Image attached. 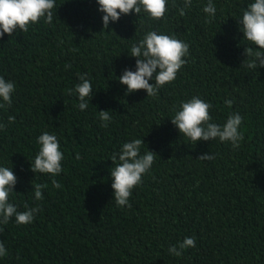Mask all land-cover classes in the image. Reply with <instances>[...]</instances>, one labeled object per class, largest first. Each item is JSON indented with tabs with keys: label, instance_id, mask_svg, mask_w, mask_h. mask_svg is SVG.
<instances>
[{
	"label": "trees",
	"instance_id": "trees-1",
	"mask_svg": "<svg viewBox=\"0 0 264 264\" xmlns=\"http://www.w3.org/2000/svg\"><path fill=\"white\" fill-rule=\"evenodd\" d=\"M212 2L211 23L207 0H192L184 16L168 0L162 19L130 13L105 30L96 0H55L51 24L41 19L0 38V77L16 86L11 106L0 108V123L8 125L0 130V166L17 177L9 203L18 211L25 204L41 209L28 225L15 217L0 225L8 253L0 264H264V68L241 67L245 48L255 45L239 30L254 0ZM149 30L189 45L186 64L156 97L129 94L118 82L123 70L135 71L131 45ZM81 74L93 88L84 111L68 94ZM193 96L211 103V122L223 124L233 112L243 117L238 148L180 135L170 121L173 108ZM99 111H110L107 128ZM43 132L54 133L63 152L55 177L30 170ZM137 138L144 139L142 154L157 156L133 189L131 207H117L111 157ZM208 152L216 158L196 160ZM33 182L47 185L40 201ZM192 236L194 248L169 254Z\"/></svg>",
	"mask_w": 264,
	"mask_h": 264
},
{
	"label": "clouds",
	"instance_id": "clouds-1",
	"mask_svg": "<svg viewBox=\"0 0 264 264\" xmlns=\"http://www.w3.org/2000/svg\"><path fill=\"white\" fill-rule=\"evenodd\" d=\"M98 11L102 13V23L105 30L110 22H117L121 15L130 13L140 14L142 11L149 19L159 20L165 16L168 0H96ZM55 0H0V38L5 34L12 36L19 29L27 32L30 24H35L41 19L47 24L52 23ZM172 6L177 7L180 16H184L186 10L192 6V0H183V6L178 7L176 0H172ZM206 14L205 23H211L216 15V6L212 0H207L203 7ZM239 30L243 33V39L255 47L247 46L244 50L245 59L241 67L250 70L264 68V0H254L242 12L239 21ZM257 48L259 50H257ZM189 53V45L175 36L162 34L157 30H149L142 39L133 43L130 49V57L135 58V71L123 70L118 77V82L126 86L127 93L143 90L147 96L156 97L158 89L176 79L178 71L186 64L184 59ZM71 65H65L70 68ZM79 83L74 89H69L68 94H76L79 100V109L84 111L88 107L86 100L93 93L92 84L87 74L78 77ZM154 80V83H150ZM15 84L0 77V108L12 104V93ZM233 101L226 100L225 104L231 108ZM211 103L199 96H193L190 100L181 101L178 108L174 106V115L170 119L180 135L194 144L200 141L208 142L218 139L221 143H231L233 148H238L244 139L241 124L243 117L238 112L228 115L223 124L212 121L210 115ZM99 119L103 127L107 128L112 117L110 111H99ZM15 117L9 116L8 123H14ZM7 124L0 123V130L7 128ZM40 146L34 157V163L30 170L36 174H50L53 177L62 171L63 152L60 150V142L53 133L43 132L37 138ZM145 145L144 139H133L125 142L120 151L114 152L111 162L115 166L110 172L113 189V199L117 207H131L129 198L134 188L142 183V177L152 167L156 153L145 151L141 153V146ZM79 159V155L76 157ZM216 158L210 152L199 155L196 160L212 161ZM17 177L12 168L0 166V225H7L10 218L15 217L18 225H28L33 222L39 207L29 208L24 205L25 211H18L17 207L9 203L10 193L14 192ZM52 186L59 189L61 185L53 179ZM45 184L32 183V195L36 201L43 199ZM3 228H0V232ZM196 238L185 237L181 242L168 248L170 255L180 257L184 250L194 248ZM3 242H0V257L7 256Z\"/></svg>",
	"mask_w": 264,
	"mask_h": 264
}]
</instances>
